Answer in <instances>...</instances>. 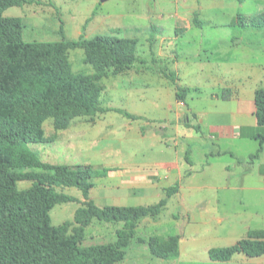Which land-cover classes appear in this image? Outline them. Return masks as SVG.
Returning <instances> with one entry per match:
<instances>
[{
    "label": "rangeland",
    "instance_id": "obj_1",
    "mask_svg": "<svg viewBox=\"0 0 264 264\" xmlns=\"http://www.w3.org/2000/svg\"><path fill=\"white\" fill-rule=\"evenodd\" d=\"M35 2L4 12L5 17L22 19L25 41H60L61 24L65 38L77 40L89 19L85 38L136 40L138 60L123 74L101 81V103L108 111L93 119H74L63 131H56L47 120L44 132L54 141L28 148L51 164L114 169L92 181L89 198L101 208L156 204L164 197L162 187L168 185L163 180L157 191L151 186L158 181L155 173L166 174V169L157 168L162 160L181 170L179 186H193L169 198L158 218L138 222L136 237L117 264H264V256L239 254L228 262L208 257L210 249L232 246L249 230L264 229V149L251 160L259 146L252 138L216 140L207 132L196 133L200 121L205 129L251 122L247 116L230 114L237 104L227 99H244L254 89L264 88V29L253 26L264 13V0ZM237 15L244 16L248 25L233 24ZM68 56L74 72H93L84 63L83 50H71ZM169 72L176 74L174 82L164 75ZM178 88L189 89L185 103L176 100ZM177 125L179 137L171 132ZM190 170L192 177L187 178ZM29 172L39 170L21 171ZM17 186L26 190L31 182L20 181ZM64 193L77 202L50 211L55 227L72 221L84 202L75 188ZM121 228V223L94 221L85 230L82 246L112 243ZM154 235L177 237L179 256L168 261L153 257L147 240Z\"/></svg>",
    "mask_w": 264,
    "mask_h": 264
},
{
    "label": "trees",
    "instance_id": "obj_2",
    "mask_svg": "<svg viewBox=\"0 0 264 264\" xmlns=\"http://www.w3.org/2000/svg\"><path fill=\"white\" fill-rule=\"evenodd\" d=\"M35 1L0 0V264H117L125 259L138 222L158 218L169 198L178 193L179 184L165 188L164 197L154 205L101 208L89 198L92 181L107 177L114 169L51 164L28 145L54 141L45 135L47 120L52 121L56 131H63L74 119H93L108 111L101 103V81L123 74L137 62V41L100 35L87 39L83 32L89 19L77 40H67L61 24L60 41H25L22 19L5 17L4 12L11 7L31 6ZM193 23L197 24V19ZM233 24L245 27L248 22L237 15ZM253 26L264 29V13ZM75 49L83 50L91 74L73 71L68 54ZM164 75L172 82L176 80L175 73ZM188 92V88H178L176 100L185 103ZM254 106L256 123L251 137L259 146L251 160L258 159L264 149V88L254 91ZM123 115L134 119L127 113ZM27 169L39 172L21 173ZM20 181L31 182V186L19 190ZM68 188L80 191L84 202L72 221L55 227L50 211L56 205L77 202L64 193ZM94 221L121 223L116 240L82 246L85 230ZM147 248L153 257L164 261L179 256L175 236H151ZM239 254L248 258L264 256V229L249 230L246 238L236 244L208 251L209 259L216 262H228Z\"/></svg>",
    "mask_w": 264,
    "mask_h": 264
},
{
    "label": "crops",
    "instance_id": "obj_3",
    "mask_svg": "<svg viewBox=\"0 0 264 264\" xmlns=\"http://www.w3.org/2000/svg\"><path fill=\"white\" fill-rule=\"evenodd\" d=\"M256 89L253 90L252 94L250 97H246L244 99H237L234 96L229 97L227 100L229 101H236V112H231L230 114H236L240 115V116H247L248 118H251V122L248 123H242V124H227V125H213L211 127H208L205 129L204 125L202 124V121H200L198 123V125L196 126V128H198V130L196 131L198 136H204L205 132H207V134L212 137L213 139H225V138H252L251 137V128L253 126H255L256 120L254 117V112H255V106H254V91ZM218 99V98H216ZM177 115V114H176ZM176 117V116H175ZM174 117V118H175ZM174 134H176L178 137L180 136V129H179V125H177V127H173L172 131ZM187 161V160H186ZM188 162V161H187ZM192 162L190 161V163L188 162V164H191ZM157 168H164L166 169V174L165 175H160L159 173H155V178H157V182L152 183L151 186L153 187L154 190H159L161 189V183L163 180H165L167 182L168 185L162 187V190L168 187L173 186L174 184L178 183V178H181L180 172L181 170L179 169L178 166H176V164H174V162L169 161V160H162L159 161L158 163H156ZM191 168H193V166H190ZM178 170V171H177ZM192 170H190V172H188L187 178H191L192 177ZM177 178V179H176ZM172 180H174V182H171ZM190 186V188H192L193 186L191 185H186V183H182L179 186V190H178V195L181 193L182 190L185 189V187Z\"/></svg>",
    "mask_w": 264,
    "mask_h": 264
},
{
    "label": "water",
    "instance_id": "obj_4",
    "mask_svg": "<svg viewBox=\"0 0 264 264\" xmlns=\"http://www.w3.org/2000/svg\"><path fill=\"white\" fill-rule=\"evenodd\" d=\"M106 0H100V2H105Z\"/></svg>",
    "mask_w": 264,
    "mask_h": 264
}]
</instances>
